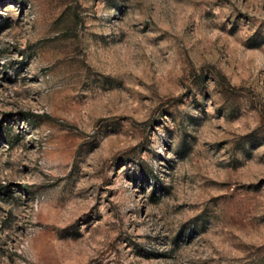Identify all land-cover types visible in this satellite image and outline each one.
<instances>
[{
	"label": "rangeland",
	"instance_id": "rangeland-1",
	"mask_svg": "<svg viewBox=\"0 0 264 264\" xmlns=\"http://www.w3.org/2000/svg\"><path fill=\"white\" fill-rule=\"evenodd\" d=\"M0 264H264V0H0Z\"/></svg>",
	"mask_w": 264,
	"mask_h": 264
}]
</instances>
